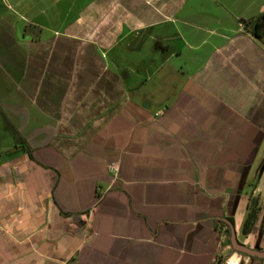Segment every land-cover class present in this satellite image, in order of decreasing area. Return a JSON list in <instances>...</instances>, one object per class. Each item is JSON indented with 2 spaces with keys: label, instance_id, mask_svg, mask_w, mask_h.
<instances>
[{
  "label": "crops",
  "instance_id": "0c3cea01",
  "mask_svg": "<svg viewBox=\"0 0 264 264\" xmlns=\"http://www.w3.org/2000/svg\"><path fill=\"white\" fill-rule=\"evenodd\" d=\"M263 12L0 0V108L24 141L0 155V264H203L264 141V49L238 22Z\"/></svg>",
  "mask_w": 264,
  "mask_h": 264
},
{
  "label": "flooded vegetation",
  "instance_id": "af4514ba",
  "mask_svg": "<svg viewBox=\"0 0 264 264\" xmlns=\"http://www.w3.org/2000/svg\"><path fill=\"white\" fill-rule=\"evenodd\" d=\"M264 159L254 167L257 182L264 172ZM248 184V182H247ZM256 202V199H253ZM247 205L243 216L219 217L214 247L203 256V264H264V205ZM256 214L250 216V208Z\"/></svg>",
  "mask_w": 264,
  "mask_h": 264
},
{
  "label": "rangeland",
  "instance_id": "374dc122",
  "mask_svg": "<svg viewBox=\"0 0 264 264\" xmlns=\"http://www.w3.org/2000/svg\"><path fill=\"white\" fill-rule=\"evenodd\" d=\"M197 20H199V19H197ZM212 25H214V24H212ZM232 25L234 27V25H236L235 22H233ZM230 34H232V33H230ZM214 39L215 38L212 39L214 41V43H219V41H215V40H218L217 37L215 40ZM258 44H260L262 49H264V45L262 43H258ZM210 49H211V47L206 45L205 47L201 48L198 53L200 56L204 57L208 54ZM194 53H195V51H188L186 56H184V58H182L181 60L175 58L176 63H174L172 65L176 66V64H177V66H176L177 69L175 68L176 71H181V70L186 71L189 69L193 70L194 68H196L200 63V60L198 61L195 58L190 56V55L194 56ZM179 74L177 72V75H176L177 78H179V76H180ZM225 81H227V80H225ZM238 82H240V81H238ZM235 83H237V82H235ZM145 88L146 89L150 88V85L146 86ZM12 145H13L12 137L8 132H6L2 128V120L0 118V155L4 154L6 152L4 150L11 147ZM255 157H256V159L254 161L255 166L256 165L259 166L261 164L262 160L264 159V141L261 144V148L258 151H256ZM243 182H241V183H243V188L245 190V193L249 197L248 205L251 206L255 202L253 199H256L255 203L260 205L261 208H263V205H264V183H263L264 182V175L262 177V183H263L262 189H260L259 191H256V187H257V183H258L257 178H256V172H254L249 179H248L247 175H245ZM247 182H248V184H247Z\"/></svg>",
  "mask_w": 264,
  "mask_h": 264
},
{
  "label": "trees",
  "instance_id": "16d2710c",
  "mask_svg": "<svg viewBox=\"0 0 264 264\" xmlns=\"http://www.w3.org/2000/svg\"><path fill=\"white\" fill-rule=\"evenodd\" d=\"M239 22L244 27V29L258 42L264 45V12L249 18V19H240ZM0 118L2 120L3 129L10 133L14 143L23 145L24 141L22 137H20L18 131L12 126V124L8 121L5 113L0 108ZM26 151H28L26 146H23ZM264 164V162H263ZM256 214V209L253 207L250 208L249 215L254 216Z\"/></svg>",
  "mask_w": 264,
  "mask_h": 264
}]
</instances>
